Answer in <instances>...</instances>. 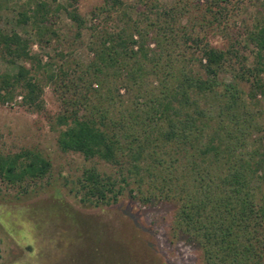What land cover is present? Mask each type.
<instances>
[{
  "label": "trees",
  "instance_id": "16d2710c",
  "mask_svg": "<svg viewBox=\"0 0 264 264\" xmlns=\"http://www.w3.org/2000/svg\"><path fill=\"white\" fill-rule=\"evenodd\" d=\"M201 1L212 17L207 24L225 31L228 27L219 22L232 0H196V10ZM67 2L63 8L39 0L22 6L18 23L29 25L32 41L0 31V58L29 64L15 74H0V101L11 100L10 92L19 87L23 107L38 112L42 82L59 89V150L86 161L97 159L118 173L113 180L95 167L86 169L79 181L82 203H116L123 189L132 186L130 192L145 202L175 200L172 230L198 246L202 264H264V194L253 185L263 180L258 174L264 176V127L250 109L258 95L264 96V0L244 36L230 39L225 50L206 41V15L182 25L191 17L190 0H173L162 10L146 1L148 11L135 19L123 13L118 30L89 28L88 63L72 65L56 48L43 63L31 55L30 46L58 39L52 17L61 9L70 22V44L81 42L87 28L77 0ZM116 4H107L104 13L111 15ZM249 48L251 66L243 54ZM194 66L202 74H194ZM227 71L235 84L219 82ZM241 81L249 85L247 94ZM253 134L259 138L250 141ZM50 169L39 151L0 154V178L11 186L24 188Z\"/></svg>",
  "mask_w": 264,
  "mask_h": 264
},
{
  "label": "rangeland",
  "instance_id": "374dc122",
  "mask_svg": "<svg viewBox=\"0 0 264 264\" xmlns=\"http://www.w3.org/2000/svg\"><path fill=\"white\" fill-rule=\"evenodd\" d=\"M27 1L0 0V31L8 34L16 32L24 39L33 40L29 25L18 23L21 18L19 12ZM39 1L50 8L68 6L67 0ZM113 1L118 4L114 7L115 12L108 16L104 11L107 4ZM146 1L156 5L154 10H162L173 2L77 0L75 7L87 27L81 42L69 43L73 34L70 22L61 9L52 17L53 26L59 32L58 39L43 47L32 42L30 53L45 63L49 57H54L56 48L64 53L70 64H86L92 58L86 48L89 28L118 30L122 27L123 19L120 17L123 13L135 19L139 12L148 11L144 6ZM190 1L193 3L191 17H186L182 25L189 26L191 19L206 15L207 20L202 24L207 34L206 41L210 46L224 50L228 48L230 39L243 37L245 29L251 27L258 2H261L232 0L222 14L225 19L219 22L228 27L222 31L221 28L215 29L216 24H207L212 17L205 12L204 2L201 1L196 10V0ZM150 48L155 49L153 45ZM251 51L252 48H249L243 53L247 66L254 62ZM21 66L28 68L29 64L23 61L5 62L0 58V74H15ZM238 67V63L234 62L236 72ZM193 72L202 74L198 66L193 67ZM218 80L223 84H235L237 81L231 71L221 73ZM238 84L245 94L249 92L248 84L242 81ZM42 88L41 109L38 112L23 107L19 87L10 92L11 100L0 101V154L39 151L51 165L45 178L28 182L24 188L8 185L0 178V264H202L198 246L172 230L178 206L175 200L155 198L145 202L139 194L130 192L132 186L123 189L116 203L99 205L95 201L81 202L79 181L86 169L95 167L100 173L112 176L113 180H118V173L115 168L97 159L86 161L80 154L59 150L57 140L60 129L55 124V118L63 108L62 94L57 87L45 81ZM250 109L256 111L257 123L264 127V96L258 95L255 102L250 103ZM258 138V134H253L250 141ZM258 176L263 180L260 183L255 181L253 185L259 186L260 193L264 194V176ZM55 181L58 183L55 184ZM119 186H122L120 182L117 190ZM142 191L146 188L142 187Z\"/></svg>",
  "mask_w": 264,
  "mask_h": 264
}]
</instances>
